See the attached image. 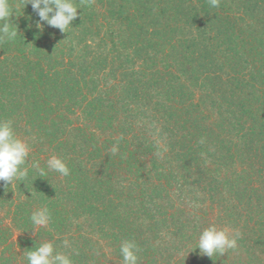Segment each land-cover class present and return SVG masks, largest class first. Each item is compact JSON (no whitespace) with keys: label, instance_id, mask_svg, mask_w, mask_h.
<instances>
[{"label":"trees","instance_id":"trees-1","mask_svg":"<svg viewBox=\"0 0 264 264\" xmlns=\"http://www.w3.org/2000/svg\"><path fill=\"white\" fill-rule=\"evenodd\" d=\"M10 3L0 120L47 174L0 182V264L47 241L74 264H123L127 240L138 264H264V0H74L67 33ZM52 155L69 176L47 171ZM212 225L238 247L201 255Z\"/></svg>","mask_w":264,"mask_h":264},{"label":"clouds","instance_id":"clouds-1","mask_svg":"<svg viewBox=\"0 0 264 264\" xmlns=\"http://www.w3.org/2000/svg\"><path fill=\"white\" fill-rule=\"evenodd\" d=\"M22 3L25 7L30 4L39 17L36 24L38 29L42 30V22H46L48 26L59 29L62 33H67L70 28H73L72 24L78 17V9H83L74 3V0H22ZM84 3L85 0H80V5ZM208 4L212 8H218L220 0H208ZM17 8L18 5L14 7L10 0H0V42H14L20 36L18 27L10 23V18L16 15ZM13 124L11 119L0 120V182H3L5 188L9 185L12 187L14 181L26 180L29 169L37 172L40 177L47 174L38 160L29 161L31 147L27 141L16 135ZM118 151V144L113 145L111 152L116 154ZM46 169L62 177L70 175V169L65 160L56 155L47 159ZM51 219V212L46 206L33 211L30 216L33 232L35 233V229L38 228H47ZM239 238L238 231L212 225L200 233L197 249L200 250L201 255L213 259L215 255L223 256L229 250L236 249ZM62 245L65 249L71 248V242L67 239L62 241ZM140 251L141 249L134 241L122 242L120 255L123 264H138ZM73 253L78 254L75 249ZM24 255L27 264H74L72 254L57 251L51 241L36 244L33 250H28Z\"/></svg>","mask_w":264,"mask_h":264},{"label":"rangeland","instance_id":"rangeland-1","mask_svg":"<svg viewBox=\"0 0 264 264\" xmlns=\"http://www.w3.org/2000/svg\"><path fill=\"white\" fill-rule=\"evenodd\" d=\"M17 236H18V234L16 233V234H15V238H17Z\"/></svg>","mask_w":264,"mask_h":264}]
</instances>
